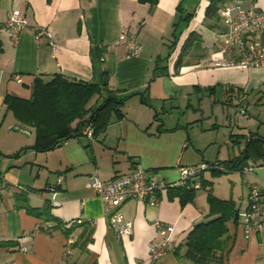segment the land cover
Instances as JSON below:
<instances>
[{"label":"crops","instance_id":"obj_1","mask_svg":"<svg viewBox=\"0 0 264 264\" xmlns=\"http://www.w3.org/2000/svg\"><path fill=\"white\" fill-rule=\"evenodd\" d=\"M211 2L0 0V264H192L185 243L196 224L211 218L209 189L218 198L233 199L240 212L237 224L228 223L226 261L264 264V231L249 233L241 216L252 185L264 188V165L248 160L241 168L226 169L222 173L231 186L220 193L211 176L213 169L223 170L225 162L243 157L250 137H264L262 112L253 116L249 110L252 96L264 101V66L217 64L226 55L220 34L230 29L223 7L234 3L259 13L264 0H227L216 17L206 14ZM14 9L28 21L16 40L7 26ZM38 28L53 37L38 36ZM192 34L197 39L184 48ZM257 37L264 43V32ZM128 39L141 45L137 56H129ZM55 74L102 86V95L88 107L99 106L109 93L129 94L124 116L112 114L92 138L83 129L61 145L37 150L34 128L16 119L5 127L12 113L4 99L6 94L28 98L35 79ZM218 94L206 128L199 118L186 126L162 117L174 108L201 111L203 98ZM139 165L172 181L180 166L205 165L196 181L207 192L198 191L185 206L170 198L169 190L155 203L130 200L121 210L133 222V234L119 235L90 183L95 173L109 180ZM157 220L174 227L172 244L159 258L152 252V245L163 241Z\"/></svg>","mask_w":264,"mask_h":264},{"label":"trees","instance_id":"obj_2","mask_svg":"<svg viewBox=\"0 0 264 264\" xmlns=\"http://www.w3.org/2000/svg\"><path fill=\"white\" fill-rule=\"evenodd\" d=\"M141 1L155 3L156 0ZM226 2L227 0H212L206 11L207 16L216 17L220 6ZM195 39H197L195 34H192L184 48L193 45ZM101 88L102 86L95 83L55 74L48 80L35 79L32 94L28 98L6 94L4 104L20 125L34 128L36 134L34 148L47 151L61 145L75 134L81 135L88 125L94 128V136H96L108 125L112 114L124 116L123 106L129 94L109 93L99 106L88 107V102L102 95ZM248 160L261 162L264 165V137H250L243 157L225 162L222 166L223 170L213 169V173L241 168ZM203 186H207L206 181H203ZM198 188L173 187L168 189L169 196L179 198L181 204L185 206L194 201ZM262 197L264 200V188ZM208 202L211 218L196 224L187 235L186 256L192 264H229L226 261L231 247L228 223L230 221L238 223L239 209L233 199L218 198L211 189L208 191ZM46 209L47 206L43 209L44 212Z\"/></svg>","mask_w":264,"mask_h":264},{"label":"built area","instance_id":"obj_3","mask_svg":"<svg viewBox=\"0 0 264 264\" xmlns=\"http://www.w3.org/2000/svg\"><path fill=\"white\" fill-rule=\"evenodd\" d=\"M221 13L225 22L230 25V29L220 34V40L226 55L217 64L242 68H261L264 66V43L257 37L259 33L264 32V12L258 13L254 9H245L240 5L228 3L223 7ZM27 24L28 21L22 17L21 12L14 9L7 25L10 28L11 39L16 40ZM37 33L38 36L53 37V34L47 28H38ZM122 38H126V35L123 34ZM127 45L129 56L133 57L139 54L141 45H138L135 40L128 39ZM17 81L21 82L22 80L18 77ZM93 129L92 126H86L84 134L92 138L94 136ZM204 169H206L205 165L180 166L178 168V179L172 181L161 178L156 171L146 170L139 165L130 172L116 175L109 180H103L98 173H95L92 176L90 186L103 203L111 229L115 230L119 235H132L134 224L132 220L125 217L121 210L125 203L134 199L155 203L160 195L170 188L179 186H194L198 188L200 185L196 178ZM250 170H253V168ZM1 181L2 177L0 176V183ZM16 187L21 192L29 191L22 186ZM262 192V187L257 184L252 185L249 204L247 209L241 214L243 225L249 233L259 229L264 231V200ZM53 203L59 204L56 201H53ZM156 225L158 233L163 237V241L157 246L152 245V252L155 258H159L172 244L174 227L159 220H157Z\"/></svg>","mask_w":264,"mask_h":264},{"label":"rangeland","instance_id":"obj_4","mask_svg":"<svg viewBox=\"0 0 264 264\" xmlns=\"http://www.w3.org/2000/svg\"><path fill=\"white\" fill-rule=\"evenodd\" d=\"M219 95L218 94L217 96H212L211 99L209 98V96H205L200 104L199 107H201L202 109H200L201 111H198V112H195L192 108H190L186 113H184V108L182 109V111L179 109V108H174L173 109V113H168L167 114H162V117L165 119V120H171L172 122H180L182 123V125H186V126H193V124L195 123V120H198V124L201 125L203 124L204 127L206 128L208 126V123L209 122V118L210 116L208 117V115H210V111H211V108L214 104V101L216 100V98H219ZM197 102V99H194L192 100V104L197 106L198 104L196 103ZM249 103H250V113L254 116V115H257L258 112H262V117L264 118V101L263 102H258V97H256V95L252 96L250 99H249ZM174 105H178L177 103H174ZM171 105L168 104V107H170ZM220 106H223L222 104H220ZM169 111H171L170 108H168ZM224 108H227V106H225ZM232 108H235L234 106H232ZM236 108H238V106H236ZM235 108V109H236ZM202 110L206 111V114L203 116V113H202ZM239 115L240 116H244L245 114L243 113H240L239 112ZM250 118V115L248 117H244L242 118V122H247V119ZM15 120V117L11 114L8 119H7V123L5 124V127L7 128L9 123L11 121ZM202 126V125H201ZM13 134H17V135H20L21 133L19 132H15V131H12ZM32 138V137H31ZM211 176H213L214 178V184H215V189H216V192L217 193H220L222 191H226L227 190V187L230 189V186H231V182H230V179L228 178V176L224 175V173H211ZM242 179L241 180H237L236 184H237V187L241 185L242 183ZM244 186L247 185L246 183V180L243 184ZM207 192L206 189L204 188H201V189H198L197 192Z\"/></svg>","mask_w":264,"mask_h":264},{"label":"water","instance_id":"obj_5","mask_svg":"<svg viewBox=\"0 0 264 264\" xmlns=\"http://www.w3.org/2000/svg\"><path fill=\"white\" fill-rule=\"evenodd\" d=\"M105 81H106V78H105ZM15 130L20 131V132L23 133V134L29 135V132L26 131V130H24V129L15 128Z\"/></svg>","mask_w":264,"mask_h":264}]
</instances>
